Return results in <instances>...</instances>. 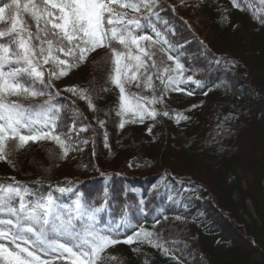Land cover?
<instances>
[{"label": "trees", "instance_id": "trees-1", "mask_svg": "<svg viewBox=\"0 0 264 264\" xmlns=\"http://www.w3.org/2000/svg\"><path fill=\"white\" fill-rule=\"evenodd\" d=\"M199 2L197 22L175 0H154L139 11L112 4L117 13L126 14L125 20H139L136 34L153 37L151 29L155 28L171 45L168 50L153 37L155 43L141 42L143 53L133 46L132 56L139 55L143 61L138 67L127 50L114 43L117 51L124 52L122 64L129 66L121 75L125 96L154 109L156 119L145 116L140 122L133 112L117 115L120 91L112 82L114 57L111 48L105 47L100 60L104 64L82 76L76 94H57L51 85L48 88L52 103L58 106L52 134L73 145L67 157L61 158L62 149L51 138L30 141L0 160V185L19 184L27 195L51 194L63 204L73 201L76 194L99 204L105 201L107 188V212L100 219L130 217L123 228L127 238L142 228L153 233L148 239H168L165 242L171 241L180 252H198L207 264H264V0ZM9 3L0 0V7ZM25 3L21 0V7ZM19 19L26 25L27 39L34 29L33 17L21 11ZM10 26L6 12L0 30ZM14 35L0 38V43ZM30 44L35 52L33 63L48 84L34 36ZM168 55L184 65L180 91L167 83L168 76L176 74ZM164 68L169 71L165 73ZM148 76L152 87L146 86ZM188 76L193 79L189 81ZM30 80L25 76L20 82ZM35 88L42 90L44 85L36 81ZM81 91L86 98L80 97ZM6 98L36 108L49 96ZM64 113L73 116V132L63 126ZM178 114L188 119L177 123ZM122 120L127 122L121 129ZM21 132L29 134L27 129ZM7 144L6 152L19 141L9 139ZM69 156L63 170L61 162ZM60 188L71 189L70 194L61 193ZM178 216L186 220L190 236L177 225ZM170 229L176 232L171 234ZM117 245L115 264H191L169 247L165 251L123 242Z\"/></svg>", "mask_w": 264, "mask_h": 264}, {"label": "snow or ice", "instance_id": "snow-or-ice-1", "mask_svg": "<svg viewBox=\"0 0 264 264\" xmlns=\"http://www.w3.org/2000/svg\"><path fill=\"white\" fill-rule=\"evenodd\" d=\"M114 3H118L121 8L139 11L141 6L149 7L154 0H140V3L135 0H128L126 3L122 0H42L41 5H37L34 0H27L22 7L21 0H11V3L0 7V22L5 20L6 12L11 20L10 27L0 30V38L16 34L9 42L0 43V160H5L11 152L30 141L36 142L47 138H51L60 146L61 158L67 157L73 145L66 144L59 134H52L56 127L58 106L52 103V94L48 92L50 80L52 77L67 75V69L63 66L70 68L76 63L83 62L89 53L95 52L98 48H111L114 57L115 75L112 82L120 91V112L117 115L133 112V115L139 116L140 122H143L145 116L156 119L157 112L154 109L148 110L139 102H132L125 96L121 75L122 71L129 70V66L122 64L124 52L117 51L114 47V43L122 45L128 52V58L137 61L139 67L143 61L139 55L132 56L133 46L138 52L143 53L142 41L153 43L156 41H153L152 36L136 34L140 28L139 20L134 18L125 20L123 17L126 14L117 13L111 7ZM47 5L57 10L55 20L58 22L45 20V26L51 23L52 28L59 29L61 34L55 49L53 41H47V56L44 62L48 63L51 59L60 69L58 73L55 70L49 73L48 84L43 79L44 73L33 63L35 52L30 44L32 34L28 32V38H25L23 33L26 25L19 19L21 11L28 12L38 23L45 16L52 17L54 14L49 11ZM159 36L157 33V37ZM64 41H67L66 46ZM161 42L168 44L167 39H162ZM44 51L41 48V53ZM54 51L74 57V62L69 63L68 60L60 59L53 55ZM167 59L174 60L176 73L168 76L167 83L177 85L173 90L180 91L178 85L183 80L184 65L171 55H168ZM6 66H9L8 71H5ZM168 71V68H164L165 73ZM25 76L31 78L27 84L20 82ZM151 79V76L147 77V87H152ZM187 79L191 81L193 77L188 76ZM36 81L44 85L42 90L35 88ZM161 83H164L162 78ZM66 90L76 94L75 88ZM21 94H24L25 98L48 95L49 99L36 108H25L22 104L6 98ZM79 95L82 99L86 98L83 91ZM88 100L89 107L94 110L91 99ZM152 102H156L155 98ZM163 115L168 116V112H164ZM176 119L178 123L180 119L188 117L178 114ZM125 122L127 121L122 120L119 124L121 129L124 128ZM37 124L41 127L37 128ZM22 129H27L29 134H22ZM85 130L86 128L81 129ZM148 131L151 133V127ZM9 139H18L19 144H13L6 152ZM105 146H108L107 143ZM59 191L64 193L71 189L60 188ZM26 195L27 189L22 185H0V264H54L56 260H63L65 264H95L100 258V253L106 248L121 242L134 243L141 235L154 247H162L155 240L148 239L153 233L142 228L123 241L112 238V234H118L121 227L130 223V217L122 215L114 225H101L100 215L105 210L107 188L104 189L105 201L99 206L85 201L82 194H76L71 205L61 203L51 194L31 200L26 199ZM17 200L18 207L14 206Z\"/></svg>", "mask_w": 264, "mask_h": 264}, {"label": "rangeland", "instance_id": "rangeland-1", "mask_svg": "<svg viewBox=\"0 0 264 264\" xmlns=\"http://www.w3.org/2000/svg\"><path fill=\"white\" fill-rule=\"evenodd\" d=\"M38 1H40L42 4V0H38ZM175 1L177 2V5L182 6L184 10H189L192 15L196 16V17L192 18L193 21L197 22V20L200 19L201 13H200V2H199V0H175ZM47 7H48L49 11H51L54 15L52 17L45 16V17L41 18L39 23L37 22L36 19L33 18L34 29L30 32H31L32 36H34L36 42L38 43L39 51L41 52V48H43L45 50L43 53H41V58H40L41 59V66H42V68H44V70L47 72V74L49 76V73L51 71L55 70L58 73L60 69H59V66H57L55 64V62L52 61L51 59H49L48 63L44 62L45 56H47V48H48L47 41L52 40L53 41V47L55 49L57 41H59L61 34L59 33V29H53L52 28L51 23H48L47 26H45V20H52L53 22H58L55 20V14H57V10L51 8V5H47ZM189 19L190 18H188L186 20L188 21ZM151 32H152L154 39L157 40L161 45H163L168 50L172 49V48H169V45H170L169 42H168V44H164L161 42L162 39H166L162 33H160L155 28H152ZM53 33H55V35H53ZM157 33L160 34L159 37H157ZM37 37H39V38H37ZM64 45L65 46L67 45V41H64ZM53 55L58 56L60 59L68 60L69 63L74 62V57L65 56L64 53H62V52L54 51ZM103 56H104V48H98L95 52L89 53L87 55V58L83 62L76 63L75 66L70 67V68L67 67L66 65L63 66L67 69V75L61 76L59 78L52 77L50 80L51 87L57 91L56 93L69 92L66 90L68 88L77 89L79 84H80L82 76L85 73H88L90 70L94 71L95 69L98 68V66L100 64L103 63L102 61H100L103 58ZM61 118H63V120H62L63 126L66 129H68L70 132H73V130L75 128L74 122H73V116L71 114L64 113L63 115H61ZM70 160H71V158L69 156L68 158L64 159L61 162V165L59 164L63 170H65L67 168ZM65 194L69 195L70 192L67 191V192H65ZM40 196H43V195H41V194H36V196L26 195V199L31 200V199H34V198L40 197ZM44 196L46 197V195H44ZM71 203H72V201H70L68 204H65V205H71ZM95 205L99 206V205H101V203L95 204ZM14 206L18 207V200L14 202ZM105 209H107L106 205H105ZM119 220L120 219L114 220V219H108L107 218L106 220H104V222H102V220L100 219V223L103 226H107L108 224L114 225ZM176 221L178 223L177 225H179L181 230L187 236H190L191 235V229L188 227L186 220H184V218L182 216H178V217H176ZM125 226L126 225H124L123 227L120 228L118 234H112V238L118 239V240L127 239L126 233L123 231V228ZM166 227L168 228L169 226H166ZM175 232H176V230L170 229L171 234H173ZM169 238H171L170 235H169ZM166 240H168V239L156 241L157 244L162 245V247H154L152 244L148 243L147 240H145L144 238H137L135 240V242L131 243V244L135 245L139 249H144V248H148V247L165 249V248L169 247L168 248L169 250L174 251L177 255L183 257L184 259H186L191 264H207L205 262V260L203 259V257L201 256V254H199L198 252L189 251V250H182V252H180L179 250L172 247L171 241L165 242ZM118 250H119V246L117 244L114 246H110V247L106 248L105 250L102 251V253L100 254V258L96 261L95 264H115L117 262L116 260H117Z\"/></svg>", "mask_w": 264, "mask_h": 264}]
</instances>
